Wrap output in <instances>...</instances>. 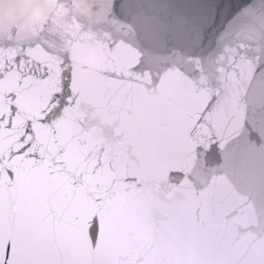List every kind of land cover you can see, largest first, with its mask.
<instances>
[{"label":"snow or ice","instance_id":"obj_1","mask_svg":"<svg viewBox=\"0 0 264 264\" xmlns=\"http://www.w3.org/2000/svg\"><path fill=\"white\" fill-rule=\"evenodd\" d=\"M69 8L0 31V264H264V0Z\"/></svg>","mask_w":264,"mask_h":264},{"label":"clouds","instance_id":"obj_2","mask_svg":"<svg viewBox=\"0 0 264 264\" xmlns=\"http://www.w3.org/2000/svg\"><path fill=\"white\" fill-rule=\"evenodd\" d=\"M15 3L16 0H0V31H5L10 26H15L21 31L27 30L41 19L39 9L27 7L31 0H25V6L19 9L14 6Z\"/></svg>","mask_w":264,"mask_h":264},{"label":"water","instance_id":"obj_3","mask_svg":"<svg viewBox=\"0 0 264 264\" xmlns=\"http://www.w3.org/2000/svg\"><path fill=\"white\" fill-rule=\"evenodd\" d=\"M56 3H59V0H31V3L27 4V7L30 9H39L42 14L41 15V19H42L47 8L53 6ZM65 3L70 5V8L66 11L64 17V22L67 28L72 27L75 18L84 17L90 11L89 0H65ZM14 6L17 9L24 7L25 0H16ZM39 22L34 27H36L39 24Z\"/></svg>","mask_w":264,"mask_h":264}]
</instances>
